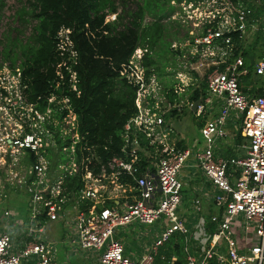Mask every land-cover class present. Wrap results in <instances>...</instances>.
<instances>
[{
	"label": "built area",
	"instance_id": "obj_1",
	"mask_svg": "<svg viewBox=\"0 0 264 264\" xmlns=\"http://www.w3.org/2000/svg\"><path fill=\"white\" fill-rule=\"evenodd\" d=\"M260 1L264 6V0ZM249 14L242 3L224 0L209 21H203L208 26L191 59L208 67L206 97L188 106L191 109L196 104L195 116L207 117L199 129L201 145L185 150L177 147L165 115L179 108L169 95L186 93L188 86L182 77L193 71L191 64H183V70H167L180 84L165 89L156 73L146 75L142 67L146 51L137 48L133 52L117 72L135 89L136 113L122 129L123 157L114 156L105 163L95 154L94 146L82 145L83 137L66 97L53 102L61 108L38 111L27 104L19 73L8 69L7 75L0 74V105L6 107L9 102L12 106L13 99L21 100L32 116L27 125L0 121V169L9 182L6 188L27 194L29 212L25 223L17 220L13 210L2 211L0 220H12L26 242L16 248L12 232L2 229L0 264H56L53 248L44 242L43 225L57 221L69 234L71 252L81 251L94 257L97 264H152L159 248L175 233L190 234L179 215L183 201L180 173L187 165L209 185L207 201L222 211L210 217L215 230L206 238V245L187 246L183 264H212L224 256L227 264H264V94L247 97L238 83L246 71L237 44L244 39ZM110 17L115 20V15ZM252 24L264 34V15ZM68 33L61 30L59 40L67 44ZM70 47L65 51L75 60ZM254 71L264 78V59ZM75 81L72 73V84ZM71 87L75 91L74 85ZM215 109L216 114L209 119ZM64 110L67 114L60 119ZM30 156L34 158L31 164ZM51 159L58 163L55 168H50ZM75 178L81 187L67 188V179ZM0 197L5 198L1 188ZM193 204L197 206L198 201ZM132 226V232L149 229L145 230L148 247L137 258L128 257L126 244L116 239L123 234L120 230ZM234 236L249 240L246 254L237 248Z\"/></svg>",
	"mask_w": 264,
	"mask_h": 264
},
{
	"label": "trees",
	"instance_id": "obj_2",
	"mask_svg": "<svg viewBox=\"0 0 264 264\" xmlns=\"http://www.w3.org/2000/svg\"><path fill=\"white\" fill-rule=\"evenodd\" d=\"M4 1L0 0V14ZM132 1H135L134 10L128 7V2ZM170 1L31 0V11L27 14L35 21L31 38L28 45L22 47L19 69H15L13 63L8 68L12 74L19 73L21 86L25 87L23 94L27 104L43 111L47 107L54 108V104L47 103L52 96H56L58 100L66 97L76 116L78 132L83 137L82 145L86 143L88 146H94V152L102 163L114 156L123 157L120 152L121 133L126 122L136 113L135 89L119 78L117 71L127 64L133 52L140 48L146 51L142 59L146 75L160 72L150 53H153L164 38L165 28L161 21L170 18L174 13V8L169 5ZM232 1L245 3L244 0ZM117 5L122 6L121 13H117ZM246 7L250 10L248 19L264 15V8L257 10L251 2ZM108 15H115V20L106 22ZM147 16L151 17L152 21L142 25ZM61 30L69 31L66 35L67 44L58 38ZM69 45L75 53V60L65 51ZM240 55L247 71L245 76L240 78V89L241 84L247 82L264 84V78L256 75L248 52L243 51ZM72 73L76 80L73 84ZM72 85L75 91L72 90ZM253 92L262 96L264 87ZM204 97L205 82L193 91L189 100L194 103ZM57 107L61 108L62 105ZM178 112L179 110H175L172 113L174 115ZM66 114L67 111L64 110L59 118ZM203 117L206 120L207 114ZM202 126L203 123H199L198 128ZM240 139L238 136V140ZM238 140L236 138V141ZM55 159L50 160V168H55L58 164ZM32 162L34 158L30 156L28 163ZM65 185L70 189L81 187L78 178L67 179ZM210 217L211 214L203 216L208 236L215 230ZM185 237L175 233L159 248L152 264H183ZM116 239L126 243L125 254L130 257L128 251L132 241L128 235L120 234ZM172 257H175V261L171 263Z\"/></svg>",
	"mask_w": 264,
	"mask_h": 264
},
{
	"label": "rangeland",
	"instance_id": "obj_3",
	"mask_svg": "<svg viewBox=\"0 0 264 264\" xmlns=\"http://www.w3.org/2000/svg\"><path fill=\"white\" fill-rule=\"evenodd\" d=\"M244 1L245 3L241 1L244 6H247L248 3L251 2L253 3L254 8L257 10H261L262 8H264L260 0ZM134 2L135 1L128 2V7H130L131 10H134ZM221 2H224V0H193L190 2H177L176 0H171L169 2V5L174 8V13H172L173 15H171L170 18H165L161 21L165 28L164 38L157 46V48H155L153 53H150V55L156 60V67L160 70V72L158 71L155 75H157L161 86H163L165 89H173L174 87L177 88L180 84L179 80H176L174 78V74L172 72H168L167 70L176 67L179 70H183V64H191L190 68H192L191 70H193L191 72L190 70L186 71L184 76L182 77L183 82L188 86L185 89L186 93L181 95L170 93L169 95L170 100L175 99V104L176 106H179L180 110H185L188 108V106H186V102H190L189 98L192 95L193 91L196 90L197 86L200 87V85L205 80V73L207 72L208 67L199 66V63H196V61L192 60L191 58L192 54L195 53V47L198 46L197 40H199V38L203 35L205 28H207L208 26L203 25V21L205 20L206 23L207 21H209L215 10L220 7ZM31 3V0L4 1V7L0 14V74L7 75L8 68L12 63L15 69H19L20 67V63L22 61V57L20 55L22 47L28 45L29 39L31 38L33 32V27L35 26V21L27 16V14L31 11ZM121 11L122 6L117 5V13H121ZM107 18L109 22H112V17L109 16ZM253 19H248L246 34L242 43H240L241 45L237 44V51H239L240 53L243 51L248 52L249 57H251V60L253 61L254 67L256 61L261 57L260 54L264 49V35L259 33L255 29L256 24L255 26H253ZM151 21L152 18L147 16L142 22V25H145ZM174 45L177 50H180V52L175 51V49L172 47ZM190 80H193L191 85ZM11 83L12 80H10V84ZM254 85L256 88L261 86V84L257 82H255ZM55 100L56 102L61 101L58 100L56 96H52V98H50L48 102L50 104H53ZM1 103L5 102L2 101ZM63 103L65 102L63 101ZM57 104L59 103H56L53 109L58 108ZM11 105L14 107L10 106L9 102H7L6 107L0 105L1 122L9 124L11 122H15L14 125L17 126L19 125L18 122H22L23 124L27 125V119L30 121L32 120L29 109L21 104V100L13 99L11 101ZM24 110L26 111L24 112ZM198 123H200V119L194 118L192 114L187 112L186 110L178 117V120L176 119L172 122V127L175 130L176 134L181 133L186 139H188V143L190 144V146L193 141H198V145H201V137L197 130ZM49 155L51 157L55 156L54 153H50ZM6 183L9 182L6 181L4 171L0 169V188L5 192V198L0 197V213L3 211V209L6 208L18 209L22 213L23 218L27 221L29 218V212L27 208V194L21 190L13 192L8 190L6 188ZM210 210L213 211L212 206H210ZM204 214H206V212H204ZM43 227V235L50 236V238H47L48 240H52V238L56 237L62 238V241L58 242L54 247H52L54 253L58 256V259L56 258L58 264L94 263V257H91L93 261L84 259L82 257L83 252L81 251H77L80 257H70L65 260V254L68 251L71 252V246L68 237L69 234L64 232L63 225L58 221L46 223L43 225ZM133 228L135 227L132 226L120 230L119 232L125 234L126 231L129 230H131L132 232ZM140 229H142V231L147 230V232L149 230L147 227L145 229ZM133 235L138 236L139 232L136 233V231H134Z\"/></svg>",
	"mask_w": 264,
	"mask_h": 264
},
{
	"label": "crops",
	"instance_id": "obj_4",
	"mask_svg": "<svg viewBox=\"0 0 264 264\" xmlns=\"http://www.w3.org/2000/svg\"><path fill=\"white\" fill-rule=\"evenodd\" d=\"M252 21V20H251ZM253 22V21H252ZM257 31L261 34L262 31H260L257 28ZM264 35V34H263ZM262 39V38H261ZM264 41V40H263ZM241 45V44H240ZM260 58L256 61L253 69L255 70V66L258 63L259 60L264 59V49L260 54ZM245 69V68H244ZM246 71V69H245ZM247 72V71H246ZM246 73L242 74L239 76L238 78V83L240 81V78L242 76H245ZM263 80V79H261ZM252 81V80H251ZM252 84V85H251ZM264 87V84H261L260 87H255V85L251 82H247V83H243V85L241 84V89L240 91L246 95L247 97H255L258 96L255 94V92H253V90H258V89H262ZM239 88H240V84H239ZM186 102V101H185ZM189 103L191 104V102H186V106L189 105ZM175 110H179L178 113L173 115V111ZM187 110V112L191 113L192 116L194 118L200 119V123L205 122L204 117H196L194 112L189 108L185 109V110H180L179 108H174L170 111L167 112V114L165 115V121L168 127H170L173 132V139L175 141V143L177 144V147L179 149L185 150V149H189V148H193L198 146V141H193L190 144L188 143V139H186L183 134L181 133H177L175 132V130L172 127V122L174 120H178V117L184 113ZM217 110L215 109L213 111V113L211 114V116L209 117V119H211L215 114H216ZM174 119V120H172ZM199 125V123H198ZM196 127V125H195ZM197 129V127H196ZM200 127L197 129L199 132ZM230 134H233L235 131H229ZM200 135V134H199ZM190 146V147H189ZM180 180L183 184V189H182V205L179 208V215L181 216V220L184 222L185 226L188 228L190 234L189 235H185V248H184V256L186 259V249H189V247H187L188 245H193L194 247L197 245L201 246H205L206 245V238L208 237V234H206L205 231V225H204V221H203V216H204V212H206V214H211V216L213 215H220L221 211L218 207L212 205L211 203H209L206 199V192L207 189L209 188V185L205 182L204 178H202L198 172L196 170H194L193 168L189 167L188 165L184 168V170L180 173ZM197 200L198 201V205L196 206L195 204H193V201ZM210 206L213 207V211L210 210ZM5 210H13L14 212H16L18 214L17 216V220L20 221H24L26 223V220L23 218L22 213L18 210V209H14V208H6L3 209V211ZM208 212V213H207ZM2 213V212H1ZM0 213V215H1ZM2 229H6L10 232H12L13 235V240H14V244L16 245V248H22L26 242V239L24 237V234L19 231V229L17 227L14 226L13 221H3L0 220V231ZM136 233L139 232L138 236H134L133 232H126L125 235H128V237L130 238V240L132 241V244L129 247V255L130 257H140L147 249L148 247V240L146 239L147 233H145V230L142 231L141 230H135ZM124 234V233H123ZM130 235V236H129ZM132 236V237H131ZM235 237V241L237 244V248L243 253L246 254V248L250 247V242L248 239H242L239 238L237 236ZM44 240L46 244H49L50 247H54L58 242L62 241V238H52L51 239H47L50 238V236L44 235ZM253 242L255 243V241L253 240ZM126 244V243H125ZM187 247V248H186ZM127 248V246H126ZM199 251V250H198ZM199 252H195V254L197 255ZM77 254V255H75ZM65 260H67L70 257H80L79 254L75 251H73L72 253L70 251H68L65 254ZM82 257L84 259H87L89 261H93L91 259V257L82 254ZM56 258L58 259V256L56 255ZM55 258V262L56 264H58V262L56 261ZM184 259V262H185ZM175 261V257H172L171 259V263ZM98 262L95 260L93 264H97ZM212 264H227V258L224 256L219 262H215L213 261Z\"/></svg>",
	"mask_w": 264,
	"mask_h": 264
},
{
	"label": "water",
	"instance_id": "obj_5",
	"mask_svg": "<svg viewBox=\"0 0 264 264\" xmlns=\"http://www.w3.org/2000/svg\"><path fill=\"white\" fill-rule=\"evenodd\" d=\"M195 107H196V104H194V106H192L191 110L194 112L195 110Z\"/></svg>",
	"mask_w": 264,
	"mask_h": 264
}]
</instances>
